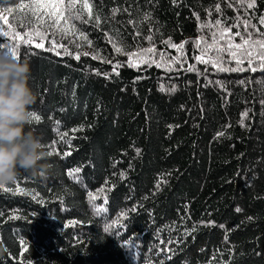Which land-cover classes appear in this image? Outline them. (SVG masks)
Segmentation results:
<instances>
[{"label": "trees", "instance_id": "obj_1", "mask_svg": "<svg viewBox=\"0 0 264 264\" xmlns=\"http://www.w3.org/2000/svg\"><path fill=\"white\" fill-rule=\"evenodd\" d=\"M37 2L0 0V43L53 168L0 188V264H264V49L234 47L264 40V0H74L29 44Z\"/></svg>", "mask_w": 264, "mask_h": 264}, {"label": "clouds", "instance_id": "obj_2", "mask_svg": "<svg viewBox=\"0 0 264 264\" xmlns=\"http://www.w3.org/2000/svg\"><path fill=\"white\" fill-rule=\"evenodd\" d=\"M30 79L27 60L0 50V185L15 182L21 172L42 180L52 172L42 137L26 130L37 100Z\"/></svg>", "mask_w": 264, "mask_h": 264}, {"label": "snow or ice", "instance_id": "obj_3", "mask_svg": "<svg viewBox=\"0 0 264 264\" xmlns=\"http://www.w3.org/2000/svg\"><path fill=\"white\" fill-rule=\"evenodd\" d=\"M21 7L22 8L27 7L31 13V16L35 17L36 22H37L35 27L31 28L28 33H25V35L27 37H30V38L25 40V41H22V42H26V43L31 44L32 43L31 38H34V37H39L40 39L44 38L45 34H44V32H42L40 30V28H41V26H43L45 24V17L52 22L51 25H49V27H56L57 30L62 31V32L71 31V29H64L61 27L62 24L67 23V20L62 18V12L68 11L71 14L72 10L74 8H76V4H75L74 0H70V2L67 3L66 5H61L59 3H56L55 0H39V2H37L33 5H28V6L22 5ZM82 7L83 8H89L90 6L87 3H85L84 5H82ZM247 7L253 8L254 7V0H253V2L248 3ZM113 11L115 12L116 10H113ZM217 11H219V6H217ZM76 18L79 19V15H77ZM145 18H147V15ZM96 20H97V23H99V17H96ZM85 22L87 23L88 21H85ZM259 22L261 24H264V17H260ZM216 23L219 24L220 21H217ZM224 31H228V29H225ZM0 35L8 36L9 33L0 30ZM237 35H239V34H237ZM80 37H81V39H86V37L84 36L83 33L80 34ZM149 39H151V37H149ZM164 43H166L172 47H176L178 49L183 47V45L172 44L170 39L167 41H164ZM89 44H91L90 41H89ZM253 44L255 46H258V47L264 49V40L252 42L250 38H249V40H246L243 45H234V47L237 49H240V48H243L244 45H247L248 48H250L253 46ZM19 46H20L19 44L13 45V44H8V43H0V48L5 49L8 54L12 55L14 58H17V59H19V55H18ZM36 47H41V45L37 44ZM116 50L118 52L121 51L120 48H117ZM145 51L151 52L152 49H147ZM84 55H88V53H84ZM235 56H236V53H233V57H235ZM244 56L248 59L249 65H251L252 64V57H251V54L249 53L247 48H245V50H244ZM76 58L79 59V55H77ZM258 58L262 62H264V51H261L259 53ZM196 59L201 60V57H197ZM105 62L107 63L108 61H105ZM239 62L240 61H238V63ZM117 67H119V65L114 66L113 71H116ZM261 67H264V63L261 64ZM189 70H193V68L190 66ZM219 70L220 71H241L242 69H240V68L225 69V68L221 67ZM251 70L255 71L256 69L252 68ZM30 115H31V119H30L29 123H31L33 120H35L36 122L40 121V117L37 116L35 113H31ZM81 130H82V128L73 129V131H81ZM218 135H222V133H220ZM65 136H67V133L61 134V139H63ZM53 154H54V152H49V155H53ZM69 154L70 153H65V155H69ZM79 171H80V169H73L68 174H69V176H73L75 173H77ZM3 187H4L3 185H0V188H3ZM5 190H7V189H5ZM97 211H103V209H97ZM238 211H239V209H238Z\"/></svg>", "mask_w": 264, "mask_h": 264}]
</instances>
